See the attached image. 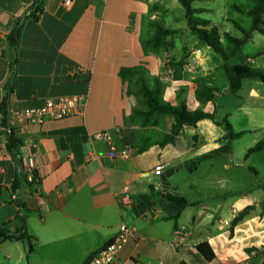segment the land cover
<instances>
[{
  "label": "crops",
  "instance_id": "crops-1",
  "mask_svg": "<svg viewBox=\"0 0 264 264\" xmlns=\"http://www.w3.org/2000/svg\"><path fill=\"white\" fill-rule=\"evenodd\" d=\"M34 6L40 8L38 18L24 19L13 53L7 36L17 19ZM174 7L168 0H71L69 5L64 0H0V105L7 94L11 63L15 71L7 99L8 122L12 111L37 108L47 99L85 98L81 113L73 109L60 120L11 128L21 142L19 166L6 151L8 130L0 112V228L13 232L24 224L34 238L31 243L2 241L0 264H83L114 238L120 223L134 230L135 239L128 241L114 264H264V194L260 188L264 185V145L248 153L264 139V120L255 126L247 116L245 126L237 127L227 119L233 131L240 133L228 141L221 127L203 119L195 126H183L173 143L160 146L171 126H143L133 116L141 110L142 100L134 86L140 79L148 84L159 79L163 103H184L190 111L214 114L216 99L228 94L240 97L247 80H242L235 94L229 91V83L219 90L215 82L220 75L226 77L224 62L197 39L165 49V38L174 37L173 33L150 44L157 26L176 29L167 26V14ZM212 26L222 44L221 29L218 24ZM171 55L193 64L194 74L181 80L166 77L163 60ZM245 61V66L264 69V63L255 59ZM136 67L143 71L130 83L120 77V69ZM252 83L249 92L255 96L258 84ZM204 88L214 90L211 100L197 99L196 91ZM166 95L174 100H165ZM166 117L172 124L173 118ZM103 130L112 134L115 151L92 139L94 132ZM154 131L157 135L150 136ZM239 140L237 153L234 143ZM126 145L128 157H121L119 151ZM29 156L35 163L37 187L22 184L13 197L10 185ZM221 157L230 158L232 166L228 161L218 164ZM156 166H161L158 176L153 173ZM230 169L233 182L222 180L221 171ZM198 170L202 173L198 183L184 181L183 191L173 185L175 175L189 178ZM239 177L249 181L243 184ZM223 182L225 192L216 193ZM125 188L132 198L130 207L120 203ZM186 190L193 193H182ZM166 194L189 202L176 220L172 219L176 205ZM246 208L242 219L232 225ZM203 242L213 252L210 261L195 250Z\"/></svg>",
  "mask_w": 264,
  "mask_h": 264
},
{
  "label": "trees",
  "instance_id": "trees-1",
  "mask_svg": "<svg viewBox=\"0 0 264 264\" xmlns=\"http://www.w3.org/2000/svg\"><path fill=\"white\" fill-rule=\"evenodd\" d=\"M195 0H178L180 6L183 9L184 19L186 21L188 30L196 37V39L203 45L207 46L214 53H217L221 56L224 64L223 70L227 81L229 83V91L235 94L242 85L243 79H256L264 84V69L258 67H249L242 64H227L231 57H234L239 50V48L246 43L250 38L252 33L256 32L261 35H264V0H254L253 6L250 10H248L247 15L250 17L251 22L248 29L243 28L236 21H232V26L241 33L240 37H234L227 33L224 34L227 41L231 44V47L226 51V49L222 46L220 41V36L217 28L212 26L210 28H206L208 23L204 20L195 18V14L199 13L201 10L195 9L192 7V2ZM40 12V8L38 6H34L32 11L25 13V15L21 16L15 22L11 33L7 36V45L8 48L15 53V49L19 40L21 25L25 18L28 16L37 19L36 13ZM173 30L163 28L161 26H157V31L149 41L151 44H157L163 36H167L172 34ZM15 62V61H14ZM11 75L5 88L7 89V94L5 98H3L0 105V112L3 115L2 125L5 129H7L6 133V151L9 155L15 160L17 166L21 164V160L19 158L18 147L21 145L20 140L15 137V134L11 128H8V116H7V99L8 94L11 90V85L14 79L15 71H14V63L10 64ZM141 68H122L119 71L120 77L124 80H127L128 83L130 81L137 78V76L142 73ZM137 94L142 98V102L145 105L143 110H136L133 116H138L141 118V123L143 126L147 125L150 117L154 113H159L166 116H171L173 118V123L171 124V128L168 133L163 135L162 141L159 143L160 146H163L167 143H173L176 137L179 135L183 126H195L198 121L203 119L210 120L214 125L219 126L224 131V138L232 140L240 135V133H236L233 131L230 123L227 120V116H224L221 119H218L214 112H204L202 110H188L184 103L179 105H171L168 103H163L161 101V94L163 85L159 81V79H153L150 84L145 83L143 79L137 81L135 84ZM213 89L204 88L196 91L197 99H206L211 100L213 96ZM264 145V139L255 144L252 148L248 150V153H253L260 151L262 146ZM22 184H26L30 186L25 179V175L23 171H17L15 173L12 184L10 185V192L14 194L18 189H20ZM260 188L264 194V185H261ZM166 199L176 205V213L172 217L173 220H176L180 215L182 209L189 205V202L182 197L173 196L171 194L165 195ZM17 207L23 209V205L21 203H16ZM248 208L241 211L233 220L232 225H235L238 221L242 219L244 214ZM19 218L22 222H24V217L19 214ZM34 238L27 234L24 229V224L13 232H10L5 227L0 228V243L6 240H15V241H23L26 243H31V240ZM264 252V246L261 248ZM195 250L199 254V256L204 261H210L214 258L213 252L210 249L209 245L206 242L200 243L195 247ZM93 255V254H92ZM90 255L85 259L83 264H87ZM179 264H185L184 262H180Z\"/></svg>",
  "mask_w": 264,
  "mask_h": 264
},
{
  "label": "rangeland",
  "instance_id": "rangeland-1",
  "mask_svg": "<svg viewBox=\"0 0 264 264\" xmlns=\"http://www.w3.org/2000/svg\"><path fill=\"white\" fill-rule=\"evenodd\" d=\"M169 4H176V7L173 8V10L167 14V26H175L176 29H173L174 37L172 34H170L171 38H165V49L167 48H173L174 44L177 42L180 46V42H184V44L190 45L195 42L196 37L188 30L186 21L184 19V13L183 9L180 6L178 0H168ZM254 0H195L192 2V7L195 9L201 10L199 13L195 14V18L204 20L208 23L206 28H210L211 23L217 25L221 29L222 32V44L226 51L231 47V44L227 41L224 34L227 32L233 33V35L240 36V33L232 26L231 22L236 21L238 24H240L245 29H248L251 19L247 15L248 10H250L253 6ZM246 5V6H245ZM264 18V17H263ZM185 21V27L182 26V23ZM169 29V28H168ZM259 53L264 54V35H261L259 33H252V37L249 41L244 43L236 53L235 57L231 58L229 60V64L237 63V64H243L247 65L245 59L246 58H252L257 61V63H264V56H259ZM176 55L166 56L170 57L176 65L182 66L184 64H189L187 62H184L182 59H176L174 58ZM213 56H215L216 60L218 59L220 62H222L221 56L217 53L213 52ZM165 57V58H166ZM182 57V56H181ZM184 57V56H183ZM186 58V57H184ZM257 65V64H256ZM260 65V64H259ZM263 65V64H262ZM218 69V68H217ZM219 70V69H218ZM195 72V69H194ZM220 72L222 71V67H220ZM194 73L188 75L192 76ZM186 76V75H185ZM185 79L184 74H175L174 80H181ZM252 82H257V91L254 92L255 96L251 95L249 92L250 86L253 84ZM228 81L226 77L223 75H220L215 85L220 90L223 86L227 85ZM260 84V85H259ZM135 86V85H134ZM136 87V86H135ZM180 88V87H179ZM180 90V89H179ZM133 91H135V88L133 87ZM259 95V96H256ZM140 100L142 98L139 96ZM165 100L167 101H173L174 98L171 96L165 97ZM216 111L215 114L218 118H222L226 114H230V116L227 118L229 122L232 123V126L242 127L245 126V118L247 116H251L253 120V124L257 126L259 123H261L264 120V85L259 83L257 80L254 79H247L244 82L243 88L240 91V97H234L231 94H228L227 96H223L219 99H216ZM140 105L138 107L143 110L145 108V105L142 101H140ZM190 105V104H188ZM204 109V108H203ZM245 111L251 112V114L246 115ZM249 112V113H250ZM139 120H141L140 117H137ZM170 118V117H168ZM166 116L154 113L150 119H149V125L153 126V128H156L157 126H171V119H168ZM147 129V128H145ZM157 135V132L154 131V133L150 134V136ZM159 135V133H158ZM250 134H246L245 137H249ZM241 140L237 141V143H234V147L236 152L237 145L240 144ZM140 143V142H138ZM233 146V145H232ZM233 148V147H232ZM255 158V157H253ZM255 161V159H251ZM228 161V164L230 163V158L227 157H221L218 159V164H224ZM249 165V164H248ZM232 166V165H231ZM202 177V173L200 170L193 173L191 177H187L186 175H175L172 183L175 187H178V190L183 191V183L186 180H194L198 181ZM222 180H229L230 182H233V169H230L229 171H221ZM239 180L242 181L241 183H246L249 181H246L244 178L239 177ZM198 183V182H197ZM227 186L224 182L221 183V189L218 190V187L215 189L216 193L223 194L226 190ZM180 192V191H179ZM185 194H192L193 192H190L188 190L182 192ZM206 204H210L211 202L206 200ZM27 249L29 250V246H27Z\"/></svg>",
  "mask_w": 264,
  "mask_h": 264
},
{
  "label": "built area",
  "instance_id": "built-area-1",
  "mask_svg": "<svg viewBox=\"0 0 264 264\" xmlns=\"http://www.w3.org/2000/svg\"><path fill=\"white\" fill-rule=\"evenodd\" d=\"M64 4H71V0H64ZM163 64L165 67L164 74L168 78H172L175 74L180 73L181 75H190L194 73L195 69L193 64H184L182 66H178L170 57H166L163 60ZM84 105L85 98L83 96H61L55 99H47L41 106L37 108L26 109L22 111H12L8 125L9 128H14L19 125L23 128L31 125H39L47 120H60L70 115L73 109L81 113ZM115 132L118 133L119 129H116ZM91 137L95 141H103L107 143L110 146V149L115 151V148L112 144V134L109 131L103 130L94 132ZM128 148L129 146L127 145L122 148L119 151V155L121 157H128ZM35 168L36 167L32 156L27 157L22 171L25 175L26 181L30 183L34 189L38 184V177L36 175ZM160 170L161 166H156L153 170L154 175L158 176ZM12 196L14 197L15 195L12 194ZM119 199L122 207H130L132 204V198L126 188L121 192ZM178 232L182 234V228ZM134 239V230L128 227L125 223H120L114 238L99 248L91 256L87 264H114L119 252L125 247L129 240Z\"/></svg>",
  "mask_w": 264,
  "mask_h": 264
},
{
  "label": "water",
  "instance_id": "water-1",
  "mask_svg": "<svg viewBox=\"0 0 264 264\" xmlns=\"http://www.w3.org/2000/svg\"><path fill=\"white\" fill-rule=\"evenodd\" d=\"M29 248H31V247H29Z\"/></svg>",
  "mask_w": 264,
  "mask_h": 264
}]
</instances>
